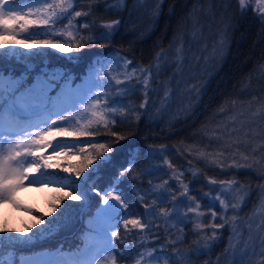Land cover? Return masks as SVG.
Segmentation results:
<instances>
[{
	"label": "trees",
	"instance_id": "1",
	"mask_svg": "<svg viewBox=\"0 0 264 264\" xmlns=\"http://www.w3.org/2000/svg\"><path fill=\"white\" fill-rule=\"evenodd\" d=\"M221 1L228 20L222 50L215 53L213 42L221 38L213 36L207 41L204 35L217 23L210 22L208 29L202 25L204 17H197L206 0H74V11L91 9L89 15L72 21L76 28L65 31L68 18L33 26L30 33L55 31V35L41 34L34 39L67 44L72 41L67 31L79 40L103 31L104 23H120L111 39L102 42L103 47L89 43L67 54L47 45L25 49L18 43L25 38L23 33L0 40V44L9 45L8 50L0 49V77L15 79L25 87L51 82L54 91L50 95L55 98L65 81L75 88L92 75V80L108 89L109 105L118 109L115 125H94L88 130L89 136L58 138L93 140L115 149L110 154L111 162L89 178L90 199L62 200L53 212L57 198L72 189L53 190L47 200L48 214L22 202L19 207L28 213L27 239L0 225V262L31 264L33 257L43 253L47 264H70L89 243V229L93 227L90 221L100 199L90 189L94 186L103 191L113 186L122 168L132 163L134 171L121 177L117 186L129 205L130 218H139L148 227L141 231L129 225L131 231L125 232L121 219L116 248L127 247L133 255L127 260L118 257V264H135L136 250L145 249L158 253L151 264H260L261 254L253 258L244 255L242 249L243 228L256 224L257 209L264 205V18L252 5L242 9L239 0ZM84 24L89 27L84 28ZM126 60L131 63L125 69ZM141 68L152 72L147 88L140 77ZM133 69L137 75L129 81L126 73ZM112 77L124 83L117 86ZM103 90L95 88L94 92ZM112 132L125 138L117 141ZM72 153L78 155L76 161L69 162V154L62 155L49 161L60 167L46 171L61 173L66 165H79L83 160L79 149ZM50 154V149L45 151L46 156ZM165 160L172 168L164 164ZM174 170L183 173L179 180L173 176ZM37 175L29 173L30 177ZM164 180L178 196L175 211L167 219L158 215L159 207H172L169 197L159 204L155 214L145 215L144 203L156 198L152 189ZM181 181L189 186V195L196 201L179 197L183 191ZM217 195L229 202L227 224L221 219L225 211L215 200ZM141 196L145 197L143 202ZM238 201L239 207L234 210L231 204ZM196 202L203 213L199 217L188 212L189 205L195 207ZM64 204L70 207L61 215ZM213 204L215 207H210ZM212 211L217 213L215 219ZM54 218L57 223L50 230L32 235L45 229L41 220ZM197 223L203 226L197 228ZM217 223L223 227L214 229L212 225ZM213 232L215 238L205 246L204 238L212 237Z\"/></svg>",
	"mask_w": 264,
	"mask_h": 264
},
{
	"label": "snow or ice",
	"instance_id": "2",
	"mask_svg": "<svg viewBox=\"0 0 264 264\" xmlns=\"http://www.w3.org/2000/svg\"><path fill=\"white\" fill-rule=\"evenodd\" d=\"M239 4L244 9L246 0H239ZM256 5L258 11L264 13V0H256ZM90 11L91 9L88 12L74 11V0H27V2L26 0H0V35L15 37L22 33L25 34V38L18 41V43L29 50L33 47L38 48L40 45H47L59 50L61 53L67 54L79 51L89 43L93 45L100 43V46L103 47L104 44L102 42L111 39L112 32L120 23L118 20L104 23L101 26L103 31L87 38L80 37L79 40L76 39V35L72 31H67V35L72 37V41L67 44L53 39H34V37H38L41 34L45 36L55 35V31L47 29L43 30V32L35 31L30 33L28 31L33 26H47L65 18L69 19L65 31L67 28H76L72 21L77 17L89 15ZM83 27L88 28L89 25L84 24ZM78 32L79 29H76L77 34ZM63 34V31H61V35ZM0 49L8 50L9 45L0 44ZM157 58L159 59V54ZM130 63L131 61H125V69ZM139 73L143 86L147 88L152 76L151 69L141 68ZM136 75L137 70L133 69L131 73H126V79L130 81ZM112 79L115 80L117 86L124 83V81L116 77H112ZM57 87H60V85H57ZM94 88L104 90L93 92ZM50 91H54L51 82L40 81L31 87H25L15 79L0 77V203L11 202L15 204L13 197L24 186L25 181H28L29 184H58L61 188H72V192L57 198L56 204L52 206L53 212L57 211L60 201L65 199L87 202L90 199L88 195L89 178L92 173L111 162L110 154L115 149L109 144L98 143L93 140L58 139L89 136L91 133L88 130L94 125H102L105 128H108L109 123L115 125V115L118 109L116 106L109 105L108 89L104 88V85L96 80L90 79L84 85H77L75 89L65 81L64 86L60 92L56 93L55 98L50 95ZM117 91L119 92L118 88ZM119 111L122 113L124 109L121 108ZM81 121L84 122L82 123ZM112 135L117 137V141L125 138L116 132H112ZM5 145H7L6 148L4 147ZM49 149L51 154L46 156L45 151ZM73 149H79L83 160L79 165H70L62 170L73 173L76 179H73L71 175L61 176L59 172L46 171L49 168L60 167L49 161L61 153L68 155L72 153ZM199 154L204 155L202 152ZM164 164L172 168V164L169 161L165 160ZM90 168L91 171H89ZM155 170L156 168L153 167L152 171ZM133 171L134 165L129 163L127 167L122 168L119 172L116 183L113 186L103 191L98 190L94 186L90 189L100 199L97 203L95 214L90 221L93 227L89 229V243L85 245L84 250L79 255L70 261V264H118V257L123 260L132 257L133 250L127 247L117 249L116 244L120 239L119 226L121 219L125 232H130L131 229L143 231L148 227V224L142 223L139 218H130V213L127 212L129 205L125 203L117 186L121 177ZM31 172L39 173V175L30 177L29 173ZM86 172L88 174L84 175ZM144 174L150 173L146 172ZM172 174L178 180L183 175V173L177 174L175 170ZM211 183L215 184L216 181H211ZM228 183L230 185L232 182ZM168 185L169 181L164 180L152 189V192L156 193L157 196L152 199L151 203H144L145 215L155 214L159 204L163 200L169 199V197L170 201L173 202L172 207H159L158 215L167 219L175 211L176 205L174 202L178 199V196L172 193ZM181 185L183 191L179 193V197L196 201L195 196L189 195V186L183 184L182 181ZM73 192L76 194L73 195ZM204 195L207 196L209 194L205 193ZM139 199L143 202L145 197L141 196ZM215 200H218L224 209L225 216H222L221 219L223 224H227L229 221L226 217V212L229 202L221 199L220 195H217ZM240 200L242 201L243 197ZM69 207L70 205L64 204L60 208V214L63 215L65 209ZM210 207H215V205L213 204ZM231 207L234 210L237 209L239 201L232 203ZM199 208L200 204L196 202L195 207L189 205L188 212L196 213L197 217L202 216L203 213L198 211ZM122 210H124L123 216ZM211 215L215 219L217 213L212 211ZM40 223L46 225L45 229H38L37 232L32 233L33 236L41 234L42 231L50 230V226L56 224L57 220L55 218L47 222L41 220ZM223 224H213L212 227L214 229L220 228L223 227ZM129 225H131V229ZM202 226L201 223L196 224L197 228ZM257 229L258 231H264V219L257 225ZM214 238L215 232H213L212 237H205V246ZM258 238L260 239L261 248L264 249V236ZM252 239L250 234L249 241H244L245 247ZM141 247H143V244H141ZM136 251L135 264H151V261L158 259V253L155 249H145L144 252ZM244 254L247 255V252ZM261 256L264 257V251L261 252ZM0 264H4V262H0ZM260 264H264V259L261 260Z\"/></svg>",
	"mask_w": 264,
	"mask_h": 264
},
{
	"label": "rangeland",
	"instance_id": "3",
	"mask_svg": "<svg viewBox=\"0 0 264 264\" xmlns=\"http://www.w3.org/2000/svg\"><path fill=\"white\" fill-rule=\"evenodd\" d=\"M221 0H218L216 3L215 0H206L205 7L203 10H201L200 13H198L197 17H204V20L202 22V25H206V28H208V25L210 22L215 21L217 24H215V28L208 30L205 32V38L206 40H210L213 38V36L220 37L221 40L214 41L213 42V49L214 53L216 51L222 50V38H224L226 35L225 30V22L228 20V16L225 15V11L220 6ZM249 5H252L253 10L255 9L258 14L262 15L264 18V13H260L258 11L256 0H246L245 8L249 7ZM204 23V24H203ZM209 29V28H208ZM198 34H200L198 30ZM193 37V35H192ZM8 39V37H4L3 35H0V40ZM224 41V40H223ZM89 78L92 80L93 76L90 75L88 78H86L83 82L77 83V85H84ZM75 86V88H76ZM73 88V89H75ZM95 88L93 89L94 92ZM5 148L7 145L4 146ZM64 155L61 153L59 156L54 157L55 159H58L59 157H62ZM53 158V159H54ZM78 158V155L76 154H69L68 161H76ZM54 161V160H52ZM69 165L64 166L63 168L67 167ZM61 168V176L65 175H71L73 179H76L74 174L64 172ZM72 188H61L58 184H29L28 181L24 182V186L21 187L14 195L13 199L15 200V204L11 202H3L0 203V225H4L5 228H11L15 235L20 238H26L27 239V228H25V224L28 223V213L19 207V205L23 202L25 205H32L38 212H42L43 214H48L50 211V206L47 205V200L49 198L50 192L54 190H70ZM76 194L75 192H73ZM88 195L90 197V193L88 192ZM18 205V206H17ZM256 214V224L251 225L250 227H245L243 230H245V241H249V235L252 236V241H250L245 247V244H243V254L247 252L248 255L251 257H257L254 256L255 254H261L264 249L261 248L260 245V239L258 237L264 236V231H258L257 225L260 224L261 220L264 219V207H258ZM36 221V220H35ZM6 224V225H5ZM251 228V233H250ZM84 250V249H83ZM257 252V253H256ZM245 255V254H244ZM47 256V255H46ZM46 256L43 253H40L39 256L33 257L31 264H47ZM264 259V257L261 256V260Z\"/></svg>",
	"mask_w": 264,
	"mask_h": 264
}]
</instances>
